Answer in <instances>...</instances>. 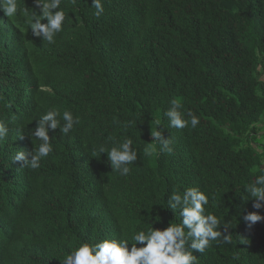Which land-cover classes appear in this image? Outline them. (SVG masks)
I'll list each match as a JSON object with an SVG mask.
<instances>
[{
    "label": "trees",
    "instance_id": "trees-1",
    "mask_svg": "<svg viewBox=\"0 0 264 264\" xmlns=\"http://www.w3.org/2000/svg\"><path fill=\"white\" fill-rule=\"evenodd\" d=\"M16 3L13 17L0 11V264H62L105 239L130 250L139 231L181 223L168 200L189 187L232 236L193 253L196 264H264V221L250 231L243 221L264 213L245 190L264 174V0H101L99 18L92 0H61L54 44L31 34L33 0ZM173 99L199 118L195 129L169 127ZM50 110L61 127L64 111L80 123L50 131L53 151L21 168L12 158L40 145L32 132ZM150 128L172 154L143 155ZM125 138L138 158L121 176L98 149Z\"/></svg>",
    "mask_w": 264,
    "mask_h": 264
},
{
    "label": "clouds",
    "instance_id": "clouds-1",
    "mask_svg": "<svg viewBox=\"0 0 264 264\" xmlns=\"http://www.w3.org/2000/svg\"><path fill=\"white\" fill-rule=\"evenodd\" d=\"M70 2L76 4V0ZM33 3L39 14L36 11L29 14L27 8L23 10L28 17L27 23L32 36L41 38L48 44H54L55 36L63 30L62 25L65 20L64 12L57 10L60 8L61 0H33ZM91 6L96 10L94 15L99 18L104 12L101 0H92ZM17 10L16 0H0V11L4 16L11 18L16 15ZM170 103L171 107L164 114L170 128L180 130L190 124L195 129L198 126L199 118L191 111L182 113L180 109L183 105L178 99H173ZM59 115L58 111L50 110L37 121L32 136L41 141L40 145L28 152L18 151L12 158L13 163L19 162L21 168L38 169L41 159L53 151L49 132H55L59 128L62 134L67 135L75 124L80 123L79 118L74 119L71 112L64 111L62 114L64 123L61 127L57 119ZM185 115L189 119H185ZM132 123L128 121L124 127L128 128ZM155 124L158 128L160 121L156 120ZM162 132L163 130L150 128L152 142L143 150L145 157L159 153L172 154L173 148L170 147L172 140L165 138ZM7 134L8 128L0 123V140H4ZM108 140L115 144L114 137L109 136ZM132 143L130 138H125L118 147L113 146L110 150L101 146L98 154L107 153L112 171L127 176L131 171L129 165L134 164L138 158L137 152L131 147ZM245 190L253 198V209L259 210L264 207V174L257 176L254 183H250ZM208 203V196L195 187L187 188L183 195L174 190L168 200V209L173 213L179 209L180 224H170L163 230L152 227L147 232L139 231L132 236L133 243L130 250L127 240L105 239L95 245L82 243L65 257L62 264H196L197 258L193 253L204 254L213 242H219L217 246L232 243L229 224L226 223L221 231L220 220L211 213L204 214ZM243 221L250 231L256 223L264 221V216L253 211L245 214ZM242 243L246 242L242 241ZM137 245L141 246L137 247ZM233 258L238 259V256Z\"/></svg>",
    "mask_w": 264,
    "mask_h": 264
},
{
    "label": "rangeland",
    "instance_id": "rangeland-1",
    "mask_svg": "<svg viewBox=\"0 0 264 264\" xmlns=\"http://www.w3.org/2000/svg\"><path fill=\"white\" fill-rule=\"evenodd\" d=\"M262 216H264V213H262Z\"/></svg>",
    "mask_w": 264,
    "mask_h": 264
}]
</instances>
